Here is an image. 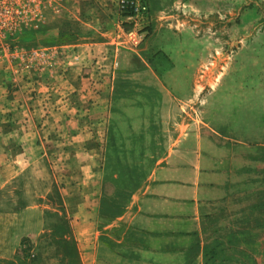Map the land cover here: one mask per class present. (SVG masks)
Listing matches in <instances>:
<instances>
[{
  "label": "crops",
  "instance_id": "obj_1",
  "mask_svg": "<svg viewBox=\"0 0 264 264\" xmlns=\"http://www.w3.org/2000/svg\"><path fill=\"white\" fill-rule=\"evenodd\" d=\"M118 1L57 0L0 55V264H203L210 234L264 233V86L240 119L249 99L191 81L171 28L190 0H147L136 51Z\"/></svg>",
  "mask_w": 264,
  "mask_h": 264
},
{
  "label": "rangeland",
  "instance_id": "obj_2",
  "mask_svg": "<svg viewBox=\"0 0 264 264\" xmlns=\"http://www.w3.org/2000/svg\"><path fill=\"white\" fill-rule=\"evenodd\" d=\"M188 3L189 6L176 10L171 28L180 38L178 46L191 55L185 60L191 81L202 83L205 76L206 93L212 91L213 82L220 81L217 89L220 103L228 104L231 97H237V103L247 98L249 106L242 102L238 106L239 117L243 119L249 113L252 118L253 99L263 96L247 86H264V0H190ZM56 5L57 0H0V55L37 46L40 41L30 39L44 35L43 26L54 22L59 15ZM123 25L122 30L127 28L126 23ZM144 33L146 41L152 34L151 27ZM198 106V101L192 103L186 112L196 117ZM258 114L253 113V117ZM250 245L252 248L246 250L249 259L242 256V260L247 264H264V233L258 232L256 242Z\"/></svg>",
  "mask_w": 264,
  "mask_h": 264
},
{
  "label": "trees",
  "instance_id": "obj_3",
  "mask_svg": "<svg viewBox=\"0 0 264 264\" xmlns=\"http://www.w3.org/2000/svg\"><path fill=\"white\" fill-rule=\"evenodd\" d=\"M263 228L264 222L261 220H257L256 225L253 227L254 231ZM257 233L242 231L227 236L210 234L208 244L204 250L203 264H247L246 260H242V256L249 259L246 250L252 248L250 244L256 242Z\"/></svg>",
  "mask_w": 264,
  "mask_h": 264
},
{
  "label": "built area",
  "instance_id": "obj_4",
  "mask_svg": "<svg viewBox=\"0 0 264 264\" xmlns=\"http://www.w3.org/2000/svg\"><path fill=\"white\" fill-rule=\"evenodd\" d=\"M118 13L125 19L127 28L122 30L125 47L139 50L146 39L145 30L150 26L147 0H119Z\"/></svg>",
  "mask_w": 264,
  "mask_h": 264
}]
</instances>
